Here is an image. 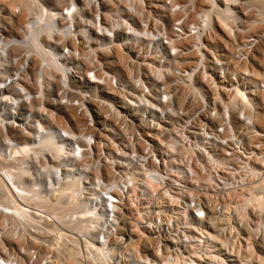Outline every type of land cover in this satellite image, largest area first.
<instances>
[{
	"label": "built area",
	"instance_id": "built-area-1",
	"mask_svg": "<svg viewBox=\"0 0 264 264\" xmlns=\"http://www.w3.org/2000/svg\"><path fill=\"white\" fill-rule=\"evenodd\" d=\"M34 1L37 8L50 6ZM55 1L94 8L85 18L86 34L107 49L110 61L122 56L127 76L106 69L94 51L85 76L107 80L111 98L99 101L114 116L103 126L89 115L90 131L68 146L75 158L92 156L88 168L100 174L90 183L88 219L105 256L101 264H250L241 252L256 226L252 214L240 215L246 188L264 178V130L252 112L241 110L234 120L231 100L195 99L201 94L196 78L206 76V68L187 59L207 48L206 23L188 20L192 1L162 0L156 8L147 0ZM159 8L172 18L168 28ZM254 43L248 39L244 49ZM76 70L80 76L79 63ZM244 77V85L264 97V81L247 71L229 75L230 93ZM61 96L60 105L85 113V90Z\"/></svg>",
	"mask_w": 264,
	"mask_h": 264
},
{
	"label": "rangeland",
	"instance_id": "rangeland-1",
	"mask_svg": "<svg viewBox=\"0 0 264 264\" xmlns=\"http://www.w3.org/2000/svg\"><path fill=\"white\" fill-rule=\"evenodd\" d=\"M1 1L5 8H0V173L4 175L1 168L6 169L14 183L4 175L0 264H69L71 252L75 254L72 264L105 263L88 219L90 183L100 174L88 168L92 156L75 158L68 146L80 142L76 135L90 131L89 115L103 126H107L105 118L114 116L99 101L111 98L107 80L98 84L85 76L91 55L98 50L105 68L121 79L127 77L124 59L119 55L110 61L107 49L95 45L97 41L82 44L80 34L87 31L83 23L88 24L85 18L94 8L73 9L71 3L61 5L55 0H46L48 8H37L34 0ZM190 1L188 20L206 23L207 49L187 59L206 68V76L196 78L201 94L195 99L231 100L236 94L230 93L228 85L233 73L241 76L247 71L249 78L264 81V0ZM147 3L151 8L162 6V0ZM159 9L168 28L172 18L165 8ZM149 18L153 21L155 12ZM248 39L255 43L244 49ZM245 80L239 82L241 93L232 113L237 118L241 110L252 112L258 129L264 130V97L259 89L245 86ZM79 90H85L87 97L85 113L77 116L78 110L60 105V98L61 93L75 98ZM25 144L31 145L28 152H14ZM23 204L29 210L18 208ZM247 213L253 215L256 228L246 236L252 242L251 253L243 251L242 257L264 264V204L243 205L242 220Z\"/></svg>",
	"mask_w": 264,
	"mask_h": 264
},
{
	"label": "bare ground",
	"instance_id": "bare-ground-1",
	"mask_svg": "<svg viewBox=\"0 0 264 264\" xmlns=\"http://www.w3.org/2000/svg\"><path fill=\"white\" fill-rule=\"evenodd\" d=\"M207 19V18H206ZM88 25V24H87ZM86 24L83 26V27H86L87 26ZM88 29L86 27V32H88ZM85 32V34H86ZM84 33H81L80 36H81V39L83 37H86ZM88 36L90 37V39L88 40V42H95L96 40L91 36V34H88ZM87 38V37H86ZM83 40V39H82ZM241 91L240 90H237L236 94L234 95V97L231 99V105H235L236 104V97L237 95H240ZM233 119L236 120V117L235 115L233 114L232 115ZM20 133L24 134L23 131H20ZM79 148H81L79 146ZM31 149V145L29 144H25V145H21V146H17L14 148V152H28L29 150ZM3 171H4V175H6L10 181L12 183L13 182V176L10 172H8L6 169L4 168H1ZM3 174L0 173V196H5L6 192H5V184L3 183V181H7L6 177L4 176ZM14 187H15V184H14ZM247 189V192L250 194L248 195L247 197L244 198V202L243 204L245 205H249V204H253V205H261V204H264V178L261 182H256V183H251L250 186ZM17 192V191H16ZM60 194V193H59ZM20 210H29L28 207L24 206L23 205H20L18 207ZM91 213H92V207H91ZM53 218V216H52ZM248 241H246V244H247V247L244 248L245 244L243 245L242 247V252H241V256H242V253L243 251L245 252H250L252 250V242L250 241V239H247ZM64 246V244H63ZM251 253V252H250ZM246 256V255H245ZM75 259V254H72L71 252V258H70V262L69 264H72L73 263V260ZM250 264H252V262H250Z\"/></svg>",
	"mask_w": 264,
	"mask_h": 264
}]
</instances>
